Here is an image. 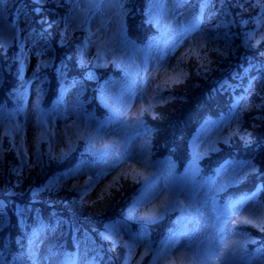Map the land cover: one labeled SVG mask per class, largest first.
<instances>
[{
	"label": "rangeland",
	"instance_id": "rangeland-1",
	"mask_svg": "<svg viewBox=\"0 0 264 264\" xmlns=\"http://www.w3.org/2000/svg\"><path fill=\"white\" fill-rule=\"evenodd\" d=\"M64 2H66L69 7L66 13H63L65 11L63 3V7L62 5L57 6V8L62 10L61 14H59L60 17H65L66 21V23L64 22L61 25L63 31H61L62 43L59 42L60 51L63 53L65 48L70 49L72 44L79 42L81 37H84L85 39L83 40L80 50V56H83L84 59L82 66L91 62L103 66H113L120 71V77L126 76V78L124 80L120 79L119 81L116 80V77H110L106 78L104 81V92L98 95L99 99H101L104 112V115L101 116L94 110H87L86 104L82 100V96L85 92L84 84L76 82L75 87L63 89L64 91L58 99L62 101V103L58 105V110L64 113V110L68 109V113H66L68 119L67 121L63 119H56L54 122L49 121L47 127L50 129L54 128L56 132L55 140L57 143L55 151L58 156L61 148H63L65 152L69 151L67 146L69 142L75 151H71L61 162L49 164L43 174H41L38 167L30 170L26 168L18 175L9 174V165H15L17 163L14 153L7 151L9 139L17 141V147H19L20 136L14 131L16 125H20L24 128V139L29 163H32L34 159V137L38 132L36 120L39 113L38 111H34L32 106L36 103L39 108H47L44 107L43 96L39 102L36 99L37 94L35 89L37 85H41V81L39 78L36 79L33 73L37 71L38 61L46 63L50 61L51 63H49L48 66L52 65V58L55 57L56 54L51 50L46 54L40 53V47L33 42L32 35L27 31L28 25L26 22L10 19L11 12L15 7L14 0H4L3 3H0V44H2L0 51L3 52L4 50L6 53H10L11 49L14 50L15 44L18 41L25 56L22 78L28 80L30 85L25 94V112L16 113L13 120L9 117L8 113L15 112L16 108L4 106L5 112L0 116V120H2L3 124V132H0V143L3 144L5 149L2 158L3 164L0 165V192L3 193L7 189L9 195L6 196L5 201L11 200L18 202L24 197L31 198L32 195L39 196L45 192L48 195H56V197L61 199L64 198L68 203L76 206L89 216L94 215V217H97L96 231L97 229L103 231V238L101 239L113 245V250L115 249L112 251V253L115 254L113 258L117 259V262L121 260V262L125 264H166V261L157 258V253L160 251L161 244L168 241L172 232L187 227L191 233L194 225L187 223V213H182L179 208L167 213L163 219L167 216L171 219L177 214L174 221V228L171 229L169 224L163 237L157 242H154L148 224L139 222L134 223L141 219L151 221L145 218V213L152 207V205H137L135 204L136 199L132 202L131 207V193L128 189L136 180H133L131 176H129L127 180L120 179L116 187H110V185H112L117 176L131 173L134 168L138 171H143L145 175L151 177L153 174H159L161 172L166 173L167 169L171 167L175 176L183 177L188 182L193 179L196 182H203L212 178L215 181L212 185L215 199L218 206L223 207L226 201H222L221 197L227 193L233 185L238 184V182L248 175L251 170L240 167V164L245 161L229 160L227 161L230 162L227 166V170L222 171L220 175L217 176L216 173H209L206 174L205 178H200L201 160H203L210 151L219 150L222 146L227 145V140L237 133L238 126L236 125V120L247 106L250 107V100L248 101L247 97H244L242 100L241 98L238 99L232 113L223 115L218 120H213L203 125L199 129L198 135L192 141L191 155L189 159L187 158L188 161H186V164L181 168L172 158L161 159L165 157V155L160 156V158L155 157L151 153L149 143L146 140V135L149 131L143 126L141 119L146 115L145 113L149 111L150 117L148 118L152 120L156 116L153 114L155 109H160L161 115H158L156 120L158 119L157 122L162 123V128H165L168 121L171 120L173 116L171 113H174L177 107L182 106L183 103L186 102L182 101L185 99L184 94L183 96L174 94V96L168 97L167 91L170 90L173 93L175 87L179 85L185 91L184 93L195 90L198 81L196 72L198 71L200 74L201 70H194L193 65H201L204 68H209L208 66L210 64L221 60L220 54L208 53L206 51L208 60L201 59L202 53L208 49V43L199 35L198 27H195L193 31L188 33L186 41H182L181 44L172 47L173 41L179 39L177 32L182 31L184 28H189V26H186L190 21L188 0L181 4L174 3V0H165L163 7L166 11L162 17L159 12L158 4L149 3L147 5L148 19H146L148 22L152 21L149 23L155 27L159 36L150 39L145 44H138L129 40L127 37V17L129 11L127 10L128 8H126V4L130 6V4H132L131 0H123L122 3L121 0H64ZM141 3L145 6V1L143 2V0H141ZM256 3L261 7V12L258 20H256V29L250 32L249 38L246 40L247 43L245 44L247 46L264 38V0H256ZM44 5H48L49 7L53 6V4L51 5L50 3ZM35 6L33 5L34 8ZM157 20H159V23L156 22ZM135 22L139 21L135 20ZM13 26H16V40L13 39ZM65 27L67 28L66 35H64ZM62 37H68L69 39L65 40ZM55 38H58V36H55ZM128 42H131V44H128ZM131 45H135L138 48L150 46L153 50V55L157 54L158 49H164L167 45L168 48H171V52L175 56V59L170 61L172 67L161 70L156 79L159 90L160 88L166 90V100H161L159 104H156L157 107H155L153 103L157 99L152 98L154 95H157V93L151 94L148 100L145 101L138 98L130 99L128 92H125L123 95L121 94V90L127 85L129 77L135 75L137 72L136 65H141L143 58V53L135 51ZM216 46H219L217 42ZM17 51L19 55L20 52L19 50ZM184 54L185 56L181 66L177 65L176 61L183 58ZM183 63L185 64L183 65ZM152 64L153 61L150 59L147 65L149 68L148 74L156 78L157 74L151 71ZM41 70L42 68H40L38 72ZM142 78V76L137 78V82L132 90L133 95L137 94L142 87ZM177 81L183 82L178 83ZM152 87H155V85ZM187 89L190 91H187ZM80 105H82V107H80ZM256 108L257 106L255 104L249 115H251ZM113 112L119 113L120 119L107 123L105 129L97 134L96 121H110ZM87 115L95 117V121H87ZM68 125L72 126L71 131H66ZM174 131H176L177 134L182 133L179 128ZM85 143L87 145H92V152H88L90 154L105 151L106 146H110L108 150L121 155L125 152L141 154L144 153L145 150L147 154L143 155V162L140 163L135 159H129L117 172H114L95 188L82 195L81 190L88 180L87 175L81 174L73 179L67 176L68 171H64L59 175L53 172L57 170L62 162L67 163L72 160L73 157H76L79 151H83V147L86 146ZM40 148H44V143L40 144ZM89 159L90 157L84 158V160ZM52 168L53 177L49 176V172ZM197 169L199 170L198 174ZM40 178L42 179L38 181ZM32 180L36 182L37 186H31ZM45 180L46 182L48 181L49 185H43ZM42 186H51L56 190L48 192L45 191V188ZM189 186H191L190 183ZM101 195H103V198H101ZM240 196L241 194L238 195V197ZM225 197L229 196L227 195ZM161 199H163V197ZM234 199L237 198H231L229 200ZM180 200L183 202L185 208L188 209V212L194 214L195 208L199 206L200 196L195 197V203L183 195L180 197ZM155 203L159 204L160 201H156ZM11 208V206H8L6 217L3 219V222L0 223V226L8 225V218L11 216L9 214ZM128 208L129 212L127 211ZM124 209L126 210L124 212L128 215L126 219L109 221L113 214L122 212ZM179 212L181 213L179 214ZM209 215L210 214L206 211L204 220L206 226L194 234L191 249H187L186 246L188 241L186 239L181 240V245L185 246V250L183 255L174 257L176 264H264V259L258 254L252 255L250 258L246 259L247 262L243 263V256L248 252V250H245L251 238L241 232V225L235 222L224 224L223 232L219 234L224 237V241L220 243L217 234V228L219 226H217V228L212 227L214 221L208 219ZM245 215L247 216L248 213H245ZM249 218L255 219L256 222L259 223L264 219L263 208L257 210V215L255 217ZM163 219L154 222H161ZM240 219H242V217L237 215V220ZM101 221L105 222L103 228L100 227L102 224L100 223ZM12 223L14 224L11 220V224ZM244 227L251 229L255 228L251 225H244ZM233 228H236L237 231L234 232ZM79 231L75 232L77 233ZM91 231L92 230H89V233H91ZM59 232L61 231L54 229L47 233V239L43 243L37 245L39 248L38 255L46 253L49 244H56V240L60 235ZM109 236L111 237L110 240L104 238ZM83 237L85 238L87 236L85 235ZM38 238L39 236L35 235L32 241H36ZM92 238L91 236L90 239L92 240ZM201 241H204V243L201 244ZM209 241H211V246L216 254L211 259H205L203 250L209 246ZM123 246L128 250V253L126 252L124 257L122 256ZM197 246H199V252ZM28 248H30V243L28 244ZM19 257L25 262L26 256L20 255Z\"/></svg>",
	"mask_w": 264,
	"mask_h": 264
},
{
	"label": "trees",
	"instance_id": "trees-1",
	"mask_svg": "<svg viewBox=\"0 0 264 264\" xmlns=\"http://www.w3.org/2000/svg\"><path fill=\"white\" fill-rule=\"evenodd\" d=\"M14 1L15 7L11 12L10 19L26 22L28 25V30H26L32 35L33 42L40 47V53L46 54L51 50L56 54L52 58L53 64L42 68L38 72V76H35L36 79L39 78L44 89V107L52 108L61 97L63 89L71 87L75 81L85 86L82 100L86 104L87 110H94L99 116L104 115L101 99L98 96L104 92V81L110 77H116V80L120 81V79L124 80L126 76L120 77V71L113 66H103L95 64V62L82 66L84 59L83 56H80V50L84 37H81L79 42L72 44L70 49L65 48L63 53L60 51L59 42L62 43L61 31H63L61 25L65 22V17H60L59 14L62 10L57 8L54 3H50L53 4L52 7L48 5L35 6L36 4H33L31 0H26L27 8H25V0ZM131 1L130 6L128 4H126L127 7L125 6L129 11L127 37L138 44H145L150 39L159 36L155 27L147 21L149 0H143L145 6L141 0ZM63 4L65 8L63 13H66L69 7L66 2ZM33 5L42 8L43 11L39 14L33 13L31 11L34 8ZM188 5L190 7V21L186 26L192 27L193 21L198 17L199 22L195 24V27H198L199 35L208 43V49L202 53L201 59L208 60L207 51L208 53L220 54L221 60L210 64L209 68L193 65L194 70H201V73L197 75V87L189 93H184L185 91L180 85L175 87L173 93L179 96L184 94L185 99L182 101L186 102L177 107L174 113H171L173 116L165 128H162V123L157 122L158 119L156 120L158 115H161L160 109H155L153 114L156 116L152 120L148 118L150 117L149 111L141 119L143 126L149 131L146 140L149 143L151 153L157 158L165 155L161 159H174L180 168L186 164L191 155L192 141L198 135L199 129L210 121L218 120L223 115L232 113L244 88L248 87V78L257 77L259 75L257 69L264 66V40L255 41L248 46L245 44L250 32L256 29V20L260 16L261 7L256 2L251 3V0H245L241 6L234 0H206V2L188 0ZM135 20L139 22H135ZM225 34L228 35L229 39H223ZM63 39L69 38L63 37ZM19 49L20 45L17 41L14 50L11 49L10 53H6L4 50L3 52L0 51V101H3L4 106L8 108L17 107L16 95L13 90L19 88L17 78V69L20 67L17 60V50ZM184 56L185 54L183 60ZM181 64L179 65L181 66ZM55 69H60L63 78H60ZM160 91L165 93L166 90L160 88ZM187 91L190 90L187 89ZM244 97H247L248 101L250 100V107L247 106L236 120L239 135L232 136L227 140V145L222 146L219 150L210 151L201 160L200 178H205L206 174L209 173L215 174L216 169L229 160H250L257 166L259 173L250 171L238 184L231 187L221 197V200L227 202L231 198H238L239 194L242 196L252 194L255 191L260 204H264V191L256 188L257 184L264 185V107H259L261 97H264V81L254 80L251 92ZM159 102H161L160 99L153 102L155 107ZM255 104L256 110L249 115ZM177 128L181 129V134L174 131ZM82 152L79 151L76 157L67 163L62 162L53 173L59 175L74 168L80 163ZM92 156L93 154L84 153L83 159ZM52 171L53 168L49 172L51 177L54 176ZM143 183L140 180V183L135 182L129 187L131 201L129 198L128 200L131 207L132 202L140 194L138 190ZM31 184V186H37L33 180ZM43 185H49L48 181L45 180ZM75 195L79 196L78 194ZM227 195L229 197H225ZM6 196L3 192L0 194V199L5 200ZM14 202L18 205H26L29 213L26 217L27 228L23 223L19 229L17 228L16 218L12 215V208L9 214L14 224L12 223L10 227L8 225L0 226V243L4 245V255L9 260V264H11V257L13 256H26L30 241L35 235H41V224L49 225L51 230L58 229L61 231L56 240V244L60 246L57 251L72 254L70 264H125L121 260L117 262V259L113 258L115 254L112 251L115 249L113 250L111 243L101 239L103 238V231L100 229L96 231L97 217L89 216L68 203L66 199L58 198L56 195H48L45 192L39 196L32 195L31 198L24 197L18 202ZM10 206L11 203H9ZM124 211L126 210L113 214L109 221L126 219L128 215ZM127 211L129 212V208ZM175 217L170 219L167 216L157 223L145 219L137 220L134 223L148 224L152 239L157 242L163 237L169 224L171 229L174 228ZM104 221L100 222L102 228ZM70 226L78 228L80 231L77 233L75 231L70 232ZM242 227L246 231L241 232L250 237L251 240L256 241V243L249 242L245 250L248 252L245 253L244 251L243 263L255 254L264 258V232H260L257 228L251 229L244 226H240V229ZM34 230L35 235L33 234ZM89 230H92L91 233ZM85 235L88 238H84ZM91 236L93 237L92 240L90 239ZM77 240L79 243L74 246L73 242ZM122 249V256L124 257L128 250L124 246ZM63 258L58 257V259ZM24 264H27L26 260Z\"/></svg>",
	"mask_w": 264,
	"mask_h": 264
},
{
	"label": "snow or ice",
	"instance_id": "snow-or-ice-1",
	"mask_svg": "<svg viewBox=\"0 0 264 264\" xmlns=\"http://www.w3.org/2000/svg\"><path fill=\"white\" fill-rule=\"evenodd\" d=\"M4 0H0V3H3ZM33 4L36 5H44L49 3H54L56 6L62 5L64 0H31ZM123 0H121V3ZM186 2V0H174V3L181 4ZM202 2H206V0H202ZM241 6L245 2V0H234ZM256 0H251V3H255ZM149 3H156L159 5V12L161 17L165 13V9L163 7L165 0H149ZM25 8H27V2L25 0ZM33 13L39 14L43 11L40 7H35L31 10ZM152 22V21H149ZM159 23V20L156 21ZM199 22V18L197 17L193 21L192 27L184 28L182 31L177 32L179 39H176L172 43V47H176L177 45L181 44L182 41H186L188 38V33L193 31L195 28V24ZM66 23V21H65ZM14 28V35L13 39L16 40L17 37L15 36L16 26ZM67 33V28L64 29V35ZM202 35V33H201ZM63 38V37H62ZM123 39V37H122ZM223 39H229L228 35L225 34ZM264 39V38H262ZM131 44V42H128ZM135 51L143 53V58L141 61V65H136L137 72L135 75L129 77L127 85L122 88L121 94L123 95L125 92L129 93L130 99H140L142 101L148 100L149 96L153 93H157L154 95L153 99H160L166 100L165 93L159 90V85L156 83V79L159 76L161 70H165L171 68L172 65L170 63L171 60L175 59L174 54L171 52V48H168L167 45L164 49H158L157 54L153 55L152 48L145 47V48H138L135 45H131ZM0 48H2V44H0ZM20 54L17 56V60L19 61L20 67L17 69V78L19 80V88L14 89V93L16 95L17 100V107L15 112L8 113L9 117L14 120L16 113H24L25 112V94L28 89L29 81L24 80L22 78V69L24 65L25 56L23 53V49H19ZM153 61L151 71L156 73L157 76L154 78L152 75H149V68L147 67L149 60ZM183 58L177 60L176 63L179 65L182 63ZM49 62H42L38 61L37 71H34L33 76H38V70L40 68L47 67ZM58 73L60 78H63V74L60 72V69H55ZM259 75L257 77H249L248 87L244 88V91L241 95V100L244 99V96L247 95L252 90V85L254 80H261L264 81V66L257 69ZM127 75V74H126ZM196 75H199V72H196ZM142 78V87L139 89L138 93L133 95L132 90L137 82L138 77ZM243 79V77H241ZM178 83H182L183 81H177ZM155 85V87H152ZM76 82L73 81L71 87H75ZM243 88V85H241ZM36 99L39 102L42 96L45 94L44 89L41 85L36 86ZM167 96L171 97L174 96L170 90L167 91ZM62 103L61 100H57L56 103L50 109L39 108L38 104H33V110L38 111L39 115L36 120V126L38 129L37 135L34 137V151H33V161L29 163L28 160V152L25 146V139H24V128L20 125H16L14 131L20 136L19 140V147H17V141L14 139H9L7 151L13 152L17 163L15 165H9V174L18 175L24 169H32V168H39L41 174L45 171L46 167L53 163L61 162L67 155L70 154L71 151H75L71 147L70 142L68 143V152H65L63 148L60 149L59 156L56 154V132L54 128L50 129L47 127L48 122H54L56 119H63L67 121L68 109L64 110V113H61L58 110V105ZM82 107V105H80ZM259 107H264V97H261V104ZM5 112V107L3 101H0V116L3 115ZM95 117L91 115L86 116L87 121H95ZM120 119L119 113L113 112L112 116L110 117V121L100 122L96 121V132L99 134L103 131L106 127V124L111 121H117ZM235 119V117H234ZM72 126L68 125L66 131H71ZM0 132H3V124L2 120H0ZM7 135V134H5ZM234 135H239V133H235ZM47 138V139H45ZM83 138V137H82ZM243 139V137H241ZM44 143V148H40V144ZM110 146H106V150L93 153V156L89 160H84L83 155L84 153L92 152V145L88 144L84 146L83 152L81 153V161L77 164L73 169L68 170L67 176L69 178H77L78 175H87L88 180L84 188L81 190V194H85L88 191L95 188L98 184H100L103 180H106L109 176H111L114 172H117L120 167L125 164L129 159H135L138 163L143 162L142 157L143 155L147 154L146 150L144 153L141 154H132L130 152H125L124 154H117L110 150H108ZM5 149L3 144L0 143V165L3 164V154ZM230 162H225V164L221 165L220 168L216 169V175H220L222 171L227 170V166ZM240 167L243 169L251 170L254 172L259 173V169L257 166L252 163V161H245L240 164ZM199 170L197 169V174ZM131 176L133 180H136L137 183H140L142 180L144 183L138 190L140 195L136 198L135 204L137 205H152L147 213H145V218L151 221H156L163 219V217L172 211L180 209L182 213H187L188 224H193L194 227L191 230V233L187 229V227L176 230L171 233L168 241L166 243L161 244L160 251L157 253V258L166 261V264H176V260L174 259L177 255H183L185 246L181 245V240L186 239L188 241L187 249L192 248V242L194 234L199 232L203 227L206 226L205 220V212L207 211L210 215L208 219L214 221L212 224L213 228H217V234L219 236L220 243H223L224 237L219 235L223 232V226L226 223L235 222L241 226L244 225H251L252 227L257 228L260 232H264V219H262L259 223L256 222L255 219H251L249 217H255L257 215V210L259 208H264V204H260L257 199L256 192L253 191L252 194H245L237 199L228 200L223 207L218 206L217 201L215 199V193L212 188V185L215 181L212 178H209L203 182H196L194 179L190 182L186 181L183 177H177L173 174V169L169 167L167 172H161L159 174H153L151 177L144 174L143 171H138L137 169H133L131 173L122 174L121 176H117L116 179L113 181L110 187H116L119 183L120 179L127 180ZM139 178V179H137ZM189 183L191 186H189ZM45 188V191L52 192L56 189L51 186H42ZM257 189L264 191V185L257 184ZM5 195H9L7 189L5 190ZM186 196L195 203V197L200 196L199 206L195 208L194 214L188 212V209L185 208L183 202L180 200L181 196ZM163 197V199H161ZM103 198V195H101ZM156 201H160L159 204H156ZM9 203H11L12 207V215L16 217L17 221V228L19 229L22 223L26 224V217L28 216L29 209L26 205H18L14 201H5L0 199V223L3 222V219L6 217L7 210ZM247 206V207H246ZM245 213H248L246 216ZM237 215L242 217V219L237 220ZM9 223L8 226H11V218H8ZM241 231H246L243 227L240 229ZM51 231L49 225L41 224L40 232L41 235L36 241H30V248L29 251L26 253V261L27 264H70L71 255L67 252H59L57 251L58 247L57 244H49L46 253L43 255H38L39 248L37 247L38 244L43 243L47 239V233ZM69 231H79L78 228L69 227ZM233 231H237L236 228H233ZM35 235V230L33 231ZM105 239L110 240L111 237H104ZM135 239V238H134ZM248 242L256 243L255 240H250ZM74 246L78 245L79 241H74ZM201 244L204 241L200 242ZM209 246L203 250V256L205 259H211L216 253L213 251V247L211 246V241L208 242ZM197 250L199 252V246H197ZM58 257H64L63 259H57ZM0 264H9V260L6 259L4 255V245L0 243ZM11 264H24L21 257L13 256L11 257Z\"/></svg>",
	"mask_w": 264,
	"mask_h": 264
}]
</instances>
